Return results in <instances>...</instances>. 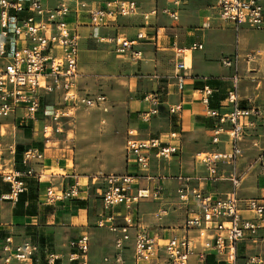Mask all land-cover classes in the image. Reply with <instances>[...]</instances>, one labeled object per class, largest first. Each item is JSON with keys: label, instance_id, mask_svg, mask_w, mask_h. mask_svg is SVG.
I'll return each instance as SVG.
<instances>
[{"label": "built area", "instance_id": "built-area-1", "mask_svg": "<svg viewBox=\"0 0 264 264\" xmlns=\"http://www.w3.org/2000/svg\"><path fill=\"white\" fill-rule=\"evenodd\" d=\"M179 5L180 0H172ZM95 0H0V120L12 118L20 124H34L39 113L43 121L50 120L58 127L62 116L70 115L68 108L84 106L101 108L106 97L95 98L81 95L76 89L79 76L78 57L80 33L78 27L82 19L96 30L113 24L119 18L141 15L142 29L134 40L111 38L119 54H131L139 59L140 51L134 47L145 40L156 43L160 37L159 28L149 22L158 15L178 20V10L153 6L141 11L135 0H101L98 6ZM215 8L219 18L233 25L235 30L242 26L251 29L264 28V0H217ZM202 49L200 43L185 47H174L173 78L176 89L181 92L185 86L186 65L184 56ZM225 68H233L234 73L226 92L225 102L229 110L220 113L208 109L207 116L215 119L210 130L211 143L221 144L220 137H227L228 150H210L195 155L210 180H219L218 166L230 168L226 177L230 182L229 191L223 196H214L192 184V178L179 176L176 190L179 202L190 206L181 229V236L173 235L165 240L150 236L145 227L135 225L133 212L136 205L146 199L156 198L161 188L153 190L136 188L139 181H150L148 174L150 160H169L180 151L178 144L164 142L159 137L138 139V130L133 126L125 131L124 153L126 160L133 161L137 168L135 174H109L103 177L100 194L103 216L98 218L97 227L107 228L114 237V252L103 258L104 264H124V250L132 240L133 260L136 264H189L190 258L196 256L200 264H207L206 258L211 254L217 264H237L238 243L246 237L252 240H264V200L256 198H239L242 175L236 164L242 156L240 146L246 130L254 126L255 118L260 119L264 129V115L258 108L241 107L237 98L238 73L235 69L237 56L224 57L220 61ZM215 89L206 85L200 90L201 101L208 106ZM61 94L65 104L60 110L52 106H42L46 96ZM163 93L155 90L144 95L147 110L139 113L142 122H149L159 115V105ZM182 110L181 103L168 107L170 115H177ZM48 126L43 127L45 135ZM6 128L0 124V181L8 186V191L1 195L3 200L17 201L20 194L27 190V179L36 177L33 165L41 163L44 154L35 147L23 150L19 163L23 168L16 169L15 146H8L9 158L5 157L3 138ZM45 137H47L45 135ZM177 133L170 134L177 139ZM258 162L264 168V158L258 156ZM37 179H40L39 177ZM80 183L77 176L73 182L56 189L49 186L45 191V202L55 204L79 196ZM123 210V224L116 223V215ZM190 232H196L201 238L197 251ZM69 253L66 264H89V238L87 234L68 243ZM0 264L13 261L34 264L43 256L44 264H58L60 257L48 246H41L29 238L15 242L12 236L4 238L1 244ZM250 263H261L251 258Z\"/></svg>", "mask_w": 264, "mask_h": 264}, {"label": "crops", "instance_id": "crops-1", "mask_svg": "<svg viewBox=\"0 0 264 264\" xmlns=\"http://www.w3.org/2000/svg\"><path fill=\"white\" fill-rule=\"evenodd\" d=\"M95 1L98 6L101 4V0ZM135 1L143 12L150 10L153 6L177 9L178 20L173 21L163 15L152 18L149 22L153 25V29L159 28L160 37L156 43L145 40L137 44L133 48L134 51H140L137 60L132 58L131 54H119L114 41L110 39L122 37L134 40L137 32L142 29L144 20L141 15L119 18L113 24L99 27L96 30L89 26L88 21L83 18L82 25L78 27L80 33L78 69L89 70L91 68L87 64H92L93 54L88 51V48L94 47L95 42L104 45L105 50L112 53L111 58L117 62L114 67L116 73L118 75L128 73L129 78H127L130 85L133 79L138 81L137 92L140 97H133L127 103L132 119L125 126L124 142L127 127L133 126L138 130V139L159 137L164 142L179 145V153L169 160L152 158L148 171L152 179L142 180L136 184V188L153 190L159 186L162 189L156 198L142 200L136 205L133 219L135 225L145 227L150 236L155 235L165 240L170 236L183 234L181 226L191 209V205L185 206L179 202L176 193L178 183L171 177L179 173L197 171L198 167H203L195 160L197 153L214 149L228 150L229 148L225 135L220 137L221 144L214 146L211 143L210 130L215 125V119L206 114L208 109L219 110L222 114L229 110L226 107L225 96L234 70L223 67L220 63L221 59L237 56L235 69L239 77L237 86L239 104L241 107L258 108L264 115V28L251 29L242 26L235 30L232 24L223 22L219 18L215 8L217 0H180L179 5H174L172 0ZM192 43H200L202 49L184 56L185 86L179 92L173 78V48L185 47ZM206 85L215 89L208 106L202 103L200 93ZM155 90L163 93L159 105L160 113L151 118L149 122H142L139 113L147 110V103L143 97ZM177 103L182 105L181 112L177 115H170L168 107ZM42 119L39 113L38 120L34 124H20L18 120L13 121L12 118L0 120V124L6 128L3 138L4 147L9 146L6 142L22 146L24 150L33 147L32 142H36L34 140L36 132L33 130L39 123H43ZM253 120L254 126L246 130L240 143L242 155L244 152L247 156L258 158L261 155L264 158V150L257 152V148H253V145L255 147L260 143L264 144V129L260 127V119ZM30 130L34 133L31 138H28L26 134ZM173 132L177 133V139L170 138ZM240 158L236 167L243 177L237 191L238 197L264 200V168L259 162L250 165ZM42 162L43 165L40 167L33 166L36 177L27 179V190L19 195L17 201L3 200L1 195L8 191V186L4 185V188H0V248L7 236H12L15 242L31 238L41 246H48L57 254L61 259L58 264H66L69 253L68 243L87 234L89 264H104L103 258L114 252L115 235L107 228L97 227L98 218L104 214L100 197L97 199L92 194L91 187L84 184L82 180L77 198L47 204L45 202L46 188L56 185L60 189L72 183L73 176L45 173V171L54 169L59 163L61 164L60 158L55 155H46ZM14 167L23 168L20 163L18 166L14 164ZM218 170L223 176L219 179L220 181H207V187L195 181H192V184L208 193H211L212 184L216 185L219 190L227 189L222 193H211L214 196H223L230 189V182L226 178L230 168L219 165ZM125 172L135 174L137 168L133 161L126 160L124 154ZM38 177L40 179H37ZM149 205L152 206L151 209L148 208ZM177 206L183 209L184 213L181 216L183 218H179L178 211H174L173 207ZM123 214V210L115 214L117 224H123ZM189 236L193 237L197 251L203 250L200 246L202 241H198L200 238L197 237V233L190 232ZM99 249L102 251L100 252ZM1 254L0 251V256ZM123 255L124 264H136L131 259L133 257L132 240L127 244ZM207 257H212L213 263L217 264L211 254ZM251 258L259 259L260 264H264V240H252L246 237L238 243L237 264H259L250 263ZM11 264L23 263L13 261ZM34 264H44L43 256ZM189 264L200 263L196 256H192Z\"/></svg>", "mask_w": 264, "mask_h": 264}, {"label": "rangeland", "instance_id": "rangeland-1", "mask_svg": "<svg viewBox=\"0 0 264 264\" xmlns=\"http://www.w3.org/2000/svg\"><path fill=\"white\" fill-rule=\"evenodd\" d=\"M105 49L104 45L96 42L94 47L88 48V51L93 54L92 64H87L91 68L89 67V70L79 68V76L76 83V89L81 95L91 98L104 96L106 97L105 104L101 108H87L84 106H78L73 109L68 108L70 115L62 116L59 119V132L56 131L58 126L55 123L50 120L43 121L42 119L43 123H39L33 130L36 132L34 137L36 142H32L33 147H38L44 153V157L50 154L51 156L59 157L61 160V164L59 163L50 171H45L46 174H66L65 176L71 174L70 177L77 176L80 185L83 180L84 184L91 187L92 194L97 199L100 197L103 188L104 176L124 173V130L126 124L132 119V113L129 112L127 103L133 97H140L137 92L138 81L133 79L130 85L128 73L126 75H118L114 68L117 62L111 58L112 53L107 52ZM126 64L129 65L128 63ZM64 105L59 93L49 94L42 102L43 107L52 106L59 110ZM44 126H48L45 132L47 137L43 134ZM33 131L30 130L26 137L31 138ZM6 145L11 144L6 142ZM253 148H257V152H259L264 150V144L260 143L255 147L253 145ZM5 157L9 158L7 146L5 148ZM17 158L15 156V165L18 166ZM240 159L245 160L250 165L258 162L256 156H247L244 152ZM40 165L42 166L43 164L38 163L33 166L40 167ZM179 176L192 178V181L201 186L205 184L206 187L207 181L215 182L208 178V174L203 167H198L197 171L179 173L172 176L171 179L176 181ZM216 181L218 182V180ZM4 185L0 181V188H4ZM53 186L58 189L56 185ZM226 190H219L214 184L210 187L211 193H222ZM148 208L151 209L152 206L149 205ZM173 208L174 211H178L179 218H183L181 217L184 213L183 209L178 206ZM200 240L201 238L198 239V241ZM99 251L101 252L102 250L99 249ZM131 259L134 261L133 257Z\"/></svg>", "mask_w": 264, "mask_h": 264}, {"label": "trees", "instance_id": "trees-1", "mask_svg": "<svg viewBox=\"0 0 264 264\" xmlns=\"http://www.w3.org/2000/svg\"><path fill=\"white\" fill-rule=\"evenodd\" d=\"M209 86V85H208ZM23 147L22 146H19V145H16L15 146V156H17L18 158L16 159V162H18L19 163V161H20V157H21V154H22V152H23ZM15 156H14V159H15ZM206 263H208V264H214L213 263V259H212V257H207L206 258Z\"/></svg>", "mask_w": 264, "mask_h": 264}]
</instances>
